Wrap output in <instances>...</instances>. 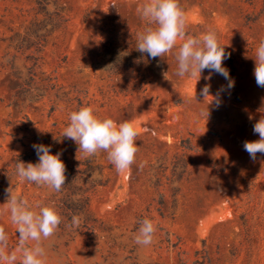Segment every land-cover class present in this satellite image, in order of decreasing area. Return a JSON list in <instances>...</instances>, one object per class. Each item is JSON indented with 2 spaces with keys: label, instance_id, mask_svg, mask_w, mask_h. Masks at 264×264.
I'll list each match as a JSON object with an SVG mask.
<instances>
[{
  "label": "rangeland",
  "instance_id": "rangeland-1",
  "mask_svg": "<svg viewBox=\"0 0 264 264\" xmlns=\"http://www.w3.org/2000/svg\"><path fill=\"white\" fill-rule=\"evenodd\" d=\"M46 2L40 12L35 0H0V225L8 251L19 240L4 205L11 187L13 195L53 206L60 216L64 195L87 201L76 215L78 229L64 219L43 241L46 264H264V155L254 161L243 148L259 139L253 127L264 117V88L253 75L264 0H179L188 35L215 31L231 54L223 61L235 76L231 89L220 74L206 79L208 69L197 83L198 76H176L182 41L162 58L135 49L147 26L137 9L147 0ZM42 23L45 40L26 45ZM121 53L133 57L131 66L109 74L111 57ZM33 63L24 95L13 73L26 78ZM205 84L218 107L200 95ZM85 106L138 129L130 172H118L106 152L86 158L63 137L70 114ZM33 144L60 153L66 174L75 175L60 191L17 177V163L38 162ZM86 162L94 171L79 174ZM143 219L157 227L148 246L135 242Z\"/></svg>",
  "mask_w": 264,
  "mask_h": 264
},
{
  "label": "clouds",
  "instance_id": "clouds-1",
  "mask_svg": "<svg viewBox=\"0 0 264 264\" xmlns=\"http://www.w3.org/2000/svg\"><path fill=\"white\" fill-rule=\"evenodd\" d=\"M137 12L147 25L137 36L135 49L138 52L147 54L151 59L162 58L176 48L178 40L182 41L176 52V76H198L197 83L201 73L208 69L210 75L206 79L211 78V73H217L228 80V89L234 87L229 70L223 66V61L230 58L231 54L226 53L225 46L219 44L215 31H208L201 37L188 35L187 15L179 0H147L138 7ZM254 61L253 75L256 84L264 88V39L259 42ZM200 95L204 98L211 96L210 85L205 84ZM214 100L218 107L220 100L214 98L212 102ZM201 115H206L207 119L209 110ZM69 120L63 137L74 141L78 145V151H82L86 158L106 152L108 160L118 172H130L139 150L136 143L139 131L132 122L118 124L112 118H98L93 108L87 106L73 111ZM145 131L148 129L145 128ZM253 132L258 134L259 139L245 141L243 148L255 161L258 153L264 155V117L254 124ZM32 147L36 151L38 162L17 163V177L21 182L27 181L60 191L66 182V165L60 159V153L51 154L50 146L43 144H33ZM5 191L9 196L4 205L10 213L11 223L19 233V240L15 250L9 252V237L4 226L0 225V264H17V261L19 264H46L43 241L48 240L58 230L62 222L60 214L53 206L31 205L28 200L13 195L11 187ZM79 226L80 219L74 216L68 227L78 229ZM156 231L157 227L151 220L143 219L135 236L136 244L150 245Z\"/></svg>",
  "mask_w": 264,
  "mask_h": 264
},
{
  "label": "trees",
  "instance_id": "trees-1",
  "mask_svg": "<svg viewBox=\"0 0 264 264\" xmlns=\"http://www.w3.org/2000/svg\"><path fill=\"white\" fill-rule=\"evenodd\" d=\"M38 10L40 12H46V6H47V2L46 0H35ZM55 16L59 19V21L61 20L60 16L58 13H55ZM47 26L48 24L46 23H42L40 25H36L34 28L31 29L30 34L32 36H34L36 38V41H31L30 39H26L24 40L26 45H38L40 44L41 41H44L46 36L48 35L49 31H47ZM54 27V26H53ZM105 53L108 55H113L112 52H110L108 50V48L105 50ZM135 59H138L137 56H134ZM31 60H34L33 58H30ZM133 57H131L128 54H119L117 57H111V62L110 64L106 67V71L109 74H115L117 73L119 70L123 69V68H129L131 66V61H132ZM35 63H33V65L31 67L28 68V76L26 78H22L21 74L19 72H14L13 75L16 77V89L20 92H22L24 95H28L29 94V86L31 84L32 81V77H33V72H34V67H35ZM230 77L232 80L235 79V76L233 74V72H229ZM181 146L183 148L186 149H191L188 141H183ZM85 168L81 169L78 171L79 174H87V173H91L92 171H94V168L91 167L89 165V162H86L84 164ZM66 175V182L68 183L69 180L74 179L75 175L73 174H69V173H65ZM180 177V175H179ZM61 205H60V209H61V218L62 221L65 219L68 223L71 224L72 218L76 215H78V213H82L85 211L86 209V205H87V201L85 199H80V200H73L72 197L70 195H64L63 198H61L60 200ZM244 223V222H243ZM200 264H205V263H200Z\"/></svg>",
  "mask_w": 264,
  "mask_h": 264
}]
</instances>
